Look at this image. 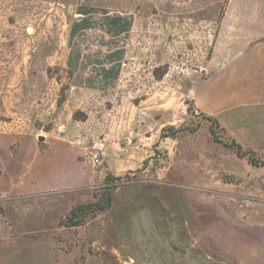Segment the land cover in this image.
Here are the masks:
<instances>
[{
    "label": "rangeland",
    "instance_id": "1",
    "mask_svg": "<svg viewBox=\"0 0 264 264\" xmlns=\"http://www.w3.org/2000/svg\"><path fill=\"white\" fill-rule=\"evenodd\" d=\"M228 2L0 0V264H264V167L253 178L191 99ZM56 138L100 178L14 191Z\"/></svg>",
    "mask_w": 264,
    "mask_h": 264
},
{
    "label": "crops",
    "instance_id": "2",
    "mask_svg": "<svg viewBox=\"0 0 264 264\" xmlns=\"http://www.w3.org/2000/svg\"><path fill=\"white\" fill-rule=\"evenodd\" d=\"M226 8L218 40L206 64L207 75L191 89V99L197 112L215 118L229 139L264 159V0H229ZM64 142L56 138L46 150L55 147L57 160L45 165L39 174L36 172L29 184L20 182L14 191L40 194L79 190L100 178V172L94 175L75 163L71 148ZM238 160L248 162L246 158ZM248 164L253 178H260L257 168L261 166Z\"/></svg>",
    "mask_w": 264,
    "mask_h": 264
},
{
    "label": "trees",
    "instance_id": "3",
    "mask_svg": "<svg viewBox=\"0 0 264 264\" xmlns=\"http://www.w3.org/2000/svg\"><path fill=\"white\" fill-rule=\"evenodd\" d=\"M201 118L205 119L209 123V131L211 136L217 141L221 142L220 138H222L220 135L221 132L226 135L219 126L217 120L215 118L206 116L204 114L199 113ZM227 141H225V145L230 147L232 150L235 151L237 157L239 158H246L248 162L255 166H261L264 167V160L258 158L253 152L248 150H243L240 145H238L234 140L226 138ZM111 177H107L106 181L110 180ZM112 202V194L111 190L107 189L98 200H96L93 203L83 204L74 207L68 216V220H70L71 226H78L82 222V218L84 215L88 214H95V213H101L104 210L108 209ZM82 217V218H81Z\"/></svg>",
    "mask_w": 264,
    "mask_h": 264
},
{
    "label": "built area",
    "instance_id": "4",
    "mask_svg": "<svg viewBox=\"0 0 264 264\" xmlns=\"http://www.w3.org/2000/svg\"><path fill=\"white\" fill-rule=\"evenodd\" d=\"M88 159L92 162V163H98L99 162V156H97L96 154H90L88 156Z\"/></svg>",
    "mask_w": 264,
    "mask_h": 264
},
{
    "label": "water",
    "instance_id": "5",
    "mask_svg": "<svg viewBox=\"0 0 264 264\" xmlns=\"http://www.w3.org/2000/svg\"><path fill=\"white\" fill-rule=\"evenodd\" d=\"M42 140H43V138H42V137H40V138L38 139V141H39V142H41Z\"/></svg>",
    "mask_w": 264,
    "mask_h": 264
}]
</instances>
